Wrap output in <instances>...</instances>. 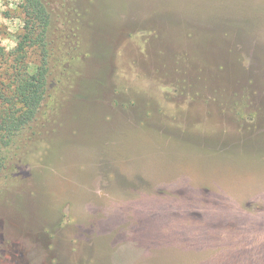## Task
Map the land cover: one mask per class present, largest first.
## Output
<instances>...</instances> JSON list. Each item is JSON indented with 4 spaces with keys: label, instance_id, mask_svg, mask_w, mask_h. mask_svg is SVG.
<instances>
[{
    "label": "rangeland",
    "instance_id": "rangeland-1",
    "mask_svg": "<svg viewBox=\"0 0 264 264\" xmlns=\"http://www.w3.org/2000/svg\"><path fill=\"white\" fill-rule=\"evenodd\" d=\"M41 1L75 2L82 55L2 150L0 264H264V0Z\"/></svg>",
    "mask_w": 264,
    "mask_h": 264
},
{
    "label": "trees",
    "instance_id": "trees-1",
    "mask_svg": "<svg viewBox=\"0 0 264 264\" xmlns=\"http://www.w3.org/2000/svg\"><path fill=\"white\" fill-rule=\"evenodd\" d=\"M74 4L72 1L58 4L59 14L53 19V11L41 0H23V34L9 52L15 64L14 76L12 84L4 89L6 94H0V171L4 165L2 150L19 130L34 120L45 100L50 68L65 72L66 65L70 67L82 55L80 14ZM52 26L56 31L51 32ZM48 34L54 36L53 41L48 42ZM35 46L40 49L41 61L32 72L25 62L27 49Z\"/></svg>",
    "mask_w": 264,
    "mask_h": 264
}]
</instances>
